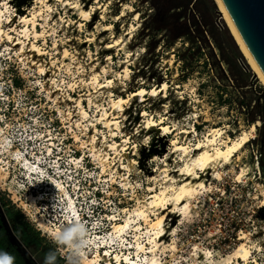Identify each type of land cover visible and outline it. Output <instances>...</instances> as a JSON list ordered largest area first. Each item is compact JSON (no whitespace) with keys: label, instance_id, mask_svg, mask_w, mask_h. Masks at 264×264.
Returning <instances> with one entry per match:
<instances>
[{"label":"rangeland","instance_id":"rangeland-1","mask_svg":"<svg viewBox=\"0 0 264 264\" xmlns=\"http://www.w3.org/2000/svg\"><path fill=\"white\" fill-rule=\"evenodd\" d=\"M212 1L0 0V10L9 8L0 13V26L27 42L37 40L46 68L41 73L19 46L0 36V193L54 251L58 264H82V255L94 256L102 247L139 263L150 256V264H264V85L242 51L243 60L226 42L224 30L231 31ZM77 6L90 11L91 19L81 18ZM20 14H38L37 30L44 36L36 39ZM194 15L203 23L199 31ZM27 28L29 36L21 32ZM164 82L166 91L152 95ZM142 88L146 95L131 97L117 114L118 126H106L102 118L105 110L113 112L112 101ZM151 119L171 132L163 134L161 125L148 128ZM253 125L239 159L219 167L220 177L201 172L206 187L187 213L167 215L156 254L137 256V241L150 246L149 224L133 214L139 200L151 188L182 180L177 170L186 157L173 151L172 141L194 147L210 130L222 129V146ZM113 143L122 146L119 153L105 148ZM19 150L29 153L31 163L42 162L41 176L22 167ZM105 153L106 170L100 162ZM66 192L86 226L83 237L67 247L54 242L57 228L79 223ZM149 215L156 218L155 212ZM130 216V229L115 237L112 224Z\"/></svg>","mask_w":264,"mask_h":264},{"label":"bare ground","instance_id":"bare-ground-1","mask_svg":"<svg viewBox=\"0 0 264 264\" xmlns=\"http://www.w3.org/2000/svg\"><path fill=\"white\" fill-rule=\"evenodd\" d=\"M59 1H62L64 4L68 5L67 0H59ZM215 2L218 8L220 9L221 13L223 14L224 19L231 33L233 34L240 50L246 57L254 73L260 78V81L264 85V73L262 72V70L256 63V61L254 60V58L252 57L248 48L246 47L223 1L215 0ZM77 7L80 8V14L82 16L81 18L85 20L91 19L90 11L85 10L84 8H81L79 6ZM8 9H9L8 5L6 4L5 10L3 9L0 10L1 16H3L6 12H8ZM37 15L33 14L31 18L23 14L20 16V21L22 23L26 25L32 24L33 28H32L31 33L34 35L36 39L44 36L42 32L40 33L37 30V25H38ZM10 22L11 20L9 19V23ZM15 27L16 25H14V28ZM110 28L111 26H107L105 29L107 30ZM28 29L29 28L21 32L29 36L30 31ZM0 36L6 37L7 41L12 43L13 48L19 46L20 52L23 53L26 56L27 60L31 62L34 66H38L41 73L46 72L44 59H43V56L45 55V51L38 45L37 40H34V41L30 40L27 42L25 40H22L20 37H14V35L6 32L1 26H0ZM118 44H119V40L116 41L115 45H118ZM25 45H27V47H25ZM112 46L113 45H109L108 47H112ZM64 53H65L64 56L67 55V52H64ZM95 80L97 81V78ZM102 86L103 85H101V87ZM166 88H167V83L164 82L161 88H154L150 92L152 95H157L159 92L166 91ZM146 93H147V90L142 88V89H139L133 92L129 96V98L119 97L117 100H113L112 101L113 112L109 113L107 110H105L103 114L104 117L102 119L105 120L106 126L111 127V128L118 126L117 114L123 110L124 104H126L131 99V97H135V96L144 97ZM71 99L72 98L69 96V100ZM76 104L80 110V114L82 115V117H87L88 112L84 108L82 101L77 100ZM154 126H160L159 128L163 134H169L171 132V128L167 125H164L163 123H156L152 119L147 121L148 128L154 127ZM221 130L219 129L210 130L206 134L204 140H199V142L196 143L194 147H191L187 144L180 143L178 139H175L172 141L171 145L173 146V151L175 152L181 151V153L186 157V159L184 160L185 161L184 164L181 165L180 168L177 170L182 180H180V182L177 185L174 183H172L170 186L162 185L158 191L157 190L155 191L153 190L154 188L153 189L151 188L152 194L149 195V197L145 200H141V199L139 200V204H138L139 207L133 214L138 216V218H142L145 221V223L149 224V228H148L149 238L148 239H149L150 246L146 247L144 243L137 241L136 243L137 256H139L141 252H147V253L154 254L157 251V249L159 248L160 242H162L163 237L167 233L166 227H165V220H166L167 215L169 216V214L171 212H174L175 210H179L185 214L187 213L188 209L191 206L192 200L196 198V196L201 192L203 188L206 187V184L202 179L203 176H201V172L207 173L209 170H212L213 173L216 174L217 177H220L221 172L219 171V167H223L224 165H228L232 163L235 157H238L239 159V154L241 153V150L244 149L246 144L250 141L252 134H253L252 132L255 130V126L253 125L251 127L250 132L243 131L242 134L235 139H232L230 137L227 138L226 140L223 139L224 141L222 140L223 141L222 146L219 145V142H218V139L222 136V133H223V131ZM95 131H97V129ZM97 138L96 136L93 135V141H95ZM96 141L99 142V140H96ZM8 144L9 145H7V147H9L12 143L11 144L8 143ZM120 146L121 145H118L117 143H113L110 145H105V148L115 149L116 152L119 153V150L121 151ZM95 149L96 148H94V150ZM48 150L51 151V149H48ZM20 153L21 151L19 150L17 154L18 155L17 160L18 162L23 163L22 167L25 168V170L28 173H31V174L36 173L37 175L41 176L39 171H44L43 168L41 167L43 165L42 162H38L37 165L34 163H31L30 161H28L29 160L28 159L29 157L27 156L29 154L28 152H25V153L22 152V154ZM123 156L124 154H121V158ZM100 160H101L100 161L101 164L103 165V169L106 170L107 165L109 164V154L108 153H105V155L101 154ZM129 161H132L130 162V164L133 163V160H129ZM244 172L245 170L243 169L239 176L241 177V175H243ZM45 175L46 173L43 174L42 176H45ZM57 185L59 186L60 189L64 188L63 190L66 191L65 186H63L61 182L60 183L58 182ZM66 194L68 197L67 199H69L70 201L68 209L74 210L76 213V207H75V202L73 198L70 196V194H68V192H66ZM170 205H172L171 209H170ZM165 211H167V213H164ZM149 212L156 213V218L154 220L151 219ZM76 215L78 216L76 217L77 218L76 220L80 224H82L81 223L82 220L80 221L81 214L79 215L78 213H76ZM113 220L115 219L113 218ZM131 223H132L131 216L126 218L125 221L122 223H114L112 224V232L114 233V235L115 234L122 235V233L124 232L127 233L126 230L130 229ZM62 231H63L62 229L57 228L55 235L56 236L60 235ZM119 237H122V236H119ZM151 259H153V257L146 256L144 260H141V263L150 264L149 260ZM122 262L128 263V264H141L139 263L140 261H137V259L134 257L132 258L129 254L111 253V251L109 249H106L105 247H102V249H97L96 254L94 253V256H89L87 254L82 255V264H122ZM192 264H196V263L194 262Z\"/></svg>","mask_w":264,"mask_h":264},{"label":"flooded vegetation","instance_id":"flooded-vegetation-1","mask_svg":"<svg viewBox=\"0 0 264 264\" xmlns=\"http://www.w3.org/2000/svg\"><path fill=\"white\" fill-rule=\"evenodd\" d=\"M0 110H2L1 107ZM0 122H4L2 117ZM0 252L9 253L14 258V264H44L45 255L51 252L52 264H58L54 251L23 218L20 211L10 205L1 193Z\"/></svg>","mask_w":264,"mask_h":264},{"label":"water","instance_id":"water-1","mask_svg":"<svg viewBox=\"0 0 264 264\" xmlns=\"http://www.w3.org/2000/svg\"><path fill=\"white\" fill-rule=\"evenodd\" d=\"M252 57L264 73V0H222Z\"/></svg>","mask_w":264,"mask_h":264},{"label":"clouds","instance_id":"clouds-1","mask_svg":"<svg viewBox=\"0 0 264 264\" xmlns=\"http://www.w3.org/2000/svg\"><path fill=\"white\" fill-rule=\"evenodd\" d=\"M86 226L80 223H74L72 226L63 229L62 233L55 237L54 242L59 246H71L77 237H83ZM53 254L51 252L45 255L44 264H52ZM0 264H14V258L7 252H0Z\"/></svg>","mask_w":264,"mask_h":264},{"label":"trees","instance_id":"trees-1","mask_svg":"<svg viewBox=\"0 0 264 264\" xmlns=\"http://www.w3.org/2000/svg\"><path fill=\"white\" fill-rule=\"evenodd\" d=\"M195 4H196L195 5V11L196 12L200 11V7H199L198 3H195ZM212 5H214V2L213 1H212ZM192 18H193L194 24H197V31H199L200 28H201V26H203L202 20L201 19H198V18L196 19V15H194ZM194 18H195L196 21L194 20ZM224 33H225V36L224 37H226V42L229 43L231 46H233L234 50L237 51V53H239L241 55V53H240L241 50H240V48H239V46H238L235 38L233 37L232 33H230L228 31L227 27L225 28ZM215 41L218 43V45L220 47H222V44H223L224 40L223 39L222 40H219V35L218 34H216V36H215ZM240 57H241L242 60L244 59L243 58V55H241ZM17 84H18V82H17ZM262 166L264 168V162L262 163Z\"/></svg>","mask_w":264,"mask_h":264},{"label":"built area","instance_id":"built-area-1","mask_svg":"<svg viewBox=\"0 0 264 264\" xmlns=\"http://www.w3.org/2000/svg\"><path fill=\"white\" fill-rule=\"evenodd\" d=\"M29 161V160H28ZM77 212H79L78 210H76ZM76 215V214H75Z\"/></svg>","mask_w":264,"mask_h":264}]
</instances>
